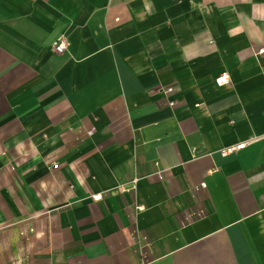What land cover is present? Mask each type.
Returning a JSON list of instances; mask_svg holds the SVG:
<instances>
[{
  "label": "crops",
  "instance_id": "obj_1",
  "mask_svg": "<svg viewBox=\"0 0 264 264\" xmlns=\"http://www.w3.org/2000/svg\"><path fill=\"white\" fill-rule=\"evenodd\" d=\"M263 46L264 0H0V264H264Z\"/></svg>",
  "mask_w": 264,
  "mask_h": 264
},
{
  "label": "built area",
  "instance_id": "obj_2",
  "mask_svg": "<svg viewBox=\"0 0 264 264\" xmlns=\"http://www.w3.org/2000/svg\"><path fill=\"white\" fill-rule=\"evenodd\" d=\"M54 47H55V50L59 53H62L64 52V50L66 49V44L64 42V40L62 39H59L57 41L54 42ZM259 53H264V46L259 50ZM231 82V78H230V74L228 72H223L217 79H216V83L217 85L219 86H223V85H227ZM168 93H171L174 91L173 88H168L166 90ZM172 104H174V102H171ZM232 151V148L231 149H227V151H224L223 153L224 154H227L228 152ZM55 167H58L57 165H55ZM205 185V184H203ZM94 199L96 200H99L102 198V195L101 194H96L93 196ZM202 215L201 212H188L185 216V219H184V223L185 225L188 224V223H191L193 222L196 218L200 217ZM142 240L144 242H148L147 241V238L146 237H143Z\"/></svg>",
  "mask_w": 264,
  "mask_h": 264
}]
</instances>
